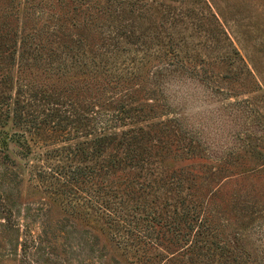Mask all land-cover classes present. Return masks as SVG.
Returning <instances> with one entry per match:
<instances>
[{
    "label": "rangeland",
    "instance_id": "1",
    "mask_svg": "<svg viewBox=\"0 0 264 264\" xmlns=\"http://www.w3.org/2000/svg\"><path fill=\"white\" fill-rule=\"evenodd\" d=\"M144 1L149 7L139 1L123 11L114 6L87 27L85 13L97 14L99 7L114 3L0 0V28L11 30L10 46L1 48L6 50L3 66L10 67L13 80L0 84V138L10 136L0 149V264H132L147 260L151 255L143 251L151 246H160L157 259L162 262L174 258L176 264H186L192 258L197 264L188 251L196 232L204 231L197 219L184 222L190 235L173 245L172 233L152 223L146 230L154 227V232L146 242L130 239L127 256L110 233L91 225L78 227L60 201L48 195L58 189H45L39 175L51 176L57 169L70 174L84 165V159L67 156L88 138L74 123L68 124L66 139L41 141L15 124L16 104L19 110L30 100L21 80L29 69L37 71L31 58L51 34L58 57L68 48L63 44L75 46L71 40L81 34L93 39L88 53L98 57L91 68H101V81L119 79L114 83L120 88L106 89L97 108L90 95H79L77 119L100 111L105 120L118 113V104L125 106V121L110 123L104 133L140 135L143 130L147 138L142 145H152L153 156H165V168L181 179L176 194L186 199L182 207L196 200L206 205L198 209L212 230L206 238L216 255L209 263L264 264V0ZM3 10L9 11V19ZM176 122L193 132L177 134ZM15 133L25 134L29 145ZM66 182L67 190L72 183ZM75 187L82 189V203L88 195L81 185ZM167 189L159 194L172 197ZM71 194L62 195L65 202Z\"/></svg>",
    "mask_w": 264,
    "mask_h": 264
},
{
    "label": "trees",
    "instance_id": "2",
    "mask_svg": "<svg viewBox=\"0 0 264 264\" xmlns=\"http://www.w3.org/2000/svg\"><path fill=\"white\" fill-rule=\"evenodd\" d=\"M73 1L83 2L85 0ZM89 1L90 4L96 2V0ZM137 1L148 7L150 5L144 0H109L114 4L98 9L93 5L97 9V14L85 13L87 15L85 19L86 26L91 27L92 24H97L101 14L111 13L114 6L123 11L127 6L135 5ZM43 6H46V2H43ZM93 6L91 5L92 9ZM2 16L9 19L11 15L9 11H6ZM75 25L78 27L79 24L75 23ZM10 31L7 27L0 28V84L2 83L3 86L13 81L11 76L10 78L8 76L10 67L3 66L5 62L2 53L5 54L6 50L1 49L10 46ZM81 37L75 41L71 40V42H75V46L70 47L63 44L65 49L68 48L59 57L53 55L55 54L53 34L46 37L45 40L40 42L38 52H34V58H31L36 60L37 71L29 69L28 72H24L27 76L26 80H21L22 90L26 91L25 93L30 96V100H24L19 110L18 104H16L15 124L22 125L24 131L28 132L31 137H37L36 139H40V141L66 139L71 133L67 130V126L72 123L79 124L84 129L82 131L84 135L88 137L78 143L67 156H74L77 160H79L78 158L84 159L85 164L80 165L81 167L78 169L70 170V174L64 169H57L51 176L44 175L42 177L40 174L39 177L42 178L41 182L44 188L51 189L54 186V189L60 190V192L58 190H56L57 192H49L48 195L50 197H52V194L54 195L55 198L52 201H60L65 213L73 218V222L75 221L74 223L78 227L91 225L94 228L103 230L105 233H110L112 240L116 241L117 246L127 256L132 251V246L129 245L130 239L133 242L134 240L143 242V239L150 238V234L154 232V227L151 232H147L146 229L149 226L152 227V223L157 224L160 229L162 227L167 228L165 231L172 233L171 240L173 242L169 244L173 245L178 243L181 236L186 239L190 235L184 230L186 227L184 222L197 219L199 229H203L205 232H196V238L192 240L188 251L196 257L197 264H210L209 260L214 258L216 253L215 250H212L206 237L211 236L212 230H210V224H207L208 217L204 218L203 216L200 218V211L206 205L200 204L203 202L196 200V203L182 207L186 199L184 197L182 199L180 195L176 194V192H180L181 179L174 176L175 171L172 170L170 173L165 168V156H158L157 154L153 156L151 153L152 145L148 147L142 145L141 142L147 138L143 130L138 132L140 135L134 133L135 131L123 133L120 136L104 133L110 123L118 124L125 121V106L118 104L117 106L120 105L118 113L105 120L100 118V111L96 112L94 116L77 119L75 114L77 109L75 107L78 103L75 99L79 95L84 98L90 95L89 97L93 99V106L97 108L105 90L109 87H117L118 84L114 82H119V79L112 80L107 77L108 82L100 80V77H102L100 76L101 72H104L100 70V67L98 69L91 68L92 61H95L94 64L97 63L96 57H98V54L93 52L90 56L88 53L93 39L85 34H81ZM32 38L33 35L27 37V39ZM36 45L39 46V44ZM44 51L48 52L44 54ZM90 51L92 52V50ZM101 56L103 55L101 54ZM27 60L23 57V61L29 63ZM18 103L20 105L21 102ZM64 105V109H60ZM94 107L89 110L93 111ZM0 122L3 123L4 121L0 120ZM174 125L175 132L178 134L179 131L185 137L193 132V130L185 128L180 122H176ZM25 136L23 133L14 134L16 138H24V144L28 146L29 142ZM8 138L10 136L0 138V149H4V146L8 144ZM156 157L160 158L152 162L153 158ZM66 176H68L69 184L72 183L70 184L71 188L67 190L66 188H69V185L66 184L68 179L62 181ZM171 177L174 178V182H171ZM58 184H60L61 189ZM75 184L81 185L88 195L82 203V199L78 200V193L82 189L75 187ZM169 185L174 187L172 188ZM167 188H170V193L174 194L172 197L159 194L163 190H168ZM65 193H72L71 197H66L68 203L65 202L62 196ZM199 206H201V210L198 209ZM90 210H94V213H91ZM136 212H139V215H136ZM210 215L208 212L207 216ZM65 217L69 221V218ZM65 217L64 220H66ZM189 225V228H192L191 224ZM122 230L127 232L129 239H126L121 233ZM183 233L184 235H182ZM157 239L158 237H156ZM210 243L213 244V242ZM159 247L146 248L143 251L144 255L148 253L151 256L145 261L133 260L132 264H176L174 258L167 259L165 262L158 260L157 258L162 256ZM220 248L226 251V247L222 246ZM136 251H140V249H136ZM189 260L190 262L185 261L186 264H195L192 258Z\"/></svg>",
    "mask_w": 264,
    "mask_h": 264
}]
</instances>
